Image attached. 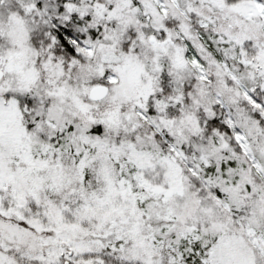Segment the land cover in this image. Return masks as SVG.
I'll return each mask as SVG.
<instances>
[{
  "label": "snow or ice",
  "instance_id": "snow-or-ice-1",
  "mask_svg": "<svg viewBox=\"0 0 264 264\" xmlns=\"http://www.w3.org/2000/svg\"><path fill=\"white\" fill-rule=\"evenodd\" d=\"M0 264H264V0H0Z\"/></svg>",
  "mask_w": 264,
  "mask_h": 264
}]
</instances>
